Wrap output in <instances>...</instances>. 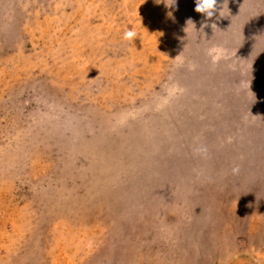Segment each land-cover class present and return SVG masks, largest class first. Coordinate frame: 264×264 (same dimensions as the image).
<instances>
[{
    "label": "rangeland",
    "instance_id": "rangeland-1",
    "mask_svg": "<svg viewBox=\"0 0 264 264\" xmlns=\"http://www.w3.org/2000/svg\"><path fill=\"white\" fill-rule=\"evenodd\" d=\"M220 6L0 0V264H264V0Z\"/></svg>",
    "mask_w": 264,
    "mask_h": 264
},
{
    "label": "clouds",
    "instance_id": "clouds-1",
    "mask_svg": "<svg viewBox=\"0 0 264 264\" xmlns=\"http://www.w3.org/2000/svg\"><path fill=\"white\" fill-rule=\"evenodd\" d=\"M171 3L174 4L175 0H171ZM195 7L194 11L202 15L205 20H211L214 16L217 18L221 17L223 12V7L220 6V0H194ZM225 4V3H224ZM218 14V16H217ZM194 26L191 19L187 21V24ZM212 28L216 27L215 24L210 25ZM204 25L201 27V31ZM195 30V27H194ZM196 31V30H195ZM138 37L137 32L134 29H126L123 33V40L125 41H134ZM208 57L210 60L215 63L217 60L222 58L226 52L224 49L219 47H212L207 50ZM234 173L238 171V168H233Z\"/></svg>",
    "mask_w": 264,
    "mask_h": 264
}]
</instances>
